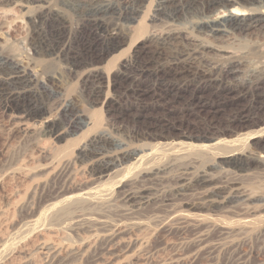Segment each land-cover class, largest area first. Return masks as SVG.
<instances>
[{"label":"rangeland","instance_id":"1","mask_svg":"<svg viewBox=\"0 0 264 264\" xmlns=\"http://www.w3.org/2000/svg\"><path fill=\"white\" fill-rule=\"evenodd\" d=\"M147 1L139 23L126 31L124 44L98 65L106 76L105 83L111 88L114 86L112 91L117 90L116 93L139 77L137 72L123 68L122 63L129 60L136 48L143 50V57L150 56V52L155 51V45L149 40L151 35L164 30L153 20L157 0ZM36 6L27 0H0L2 22L14 29H0V53L27 68L28 73L35 75L37 84L48 85L62 102L70 104L74 113L90 125L77 134L60 139L46 134L58 118L57 110L22 124L0 106V264H47L45 249L49 247L61 249V257L69 255L67 261L70 264H264V162L253 157L264 156V125L241 127L240 123L248 117L239 120L240 123L233 118L236 109L243 107L246 101L237 106L231 104L232 98L216 102L205 96L204 104L193 109L186 106L184 97L165 107L151 96L140 107L143 113L156 109L154 115L148 116V121L162 119L163 112L172 110V114H176L183 108L196 112L194 116H199L198 119L215 120L214 138L224 142L215 149L200 148V145L213 146L217 142L188 139L192 133L189 124L191 129L197 128L196 125L204 129L192 115L185 119L189 123L171 127L165 137L158 134L145 136L142 133L145 124H142L141 135L133 138L126 128L127 118L115 120L116 110L112 105L111 108L106 105V97L101 102L87 99L82 90L83 71L70 74L64 62L35 52L27 23ZM49 7L64 16L69 31L76 28L77 11L58 0L50 2ZM189 20L190 23L180 25V30L200 40L196 25L192 23L195 21ZM214 44L233 53L245 66L241 78H247L252 70L264 69V33L232 36ZM218 60L216 66L223 67L226 61ZM115 106L128 113L136 112L137 108L127 99ZM100 132L110 135L113 151L129 149L149 153L160 152L163 148L167 151L164 157L150 162L153 164L147 163L151 167L145 164L142 168H130L134 161H125L122 167L114 169L115 173L111 172L112 179L106 178L108 183L97 192V180L90 175L88 164L78 157L81 149ZM227 152L243 155L246 171L224 164L219 155H227ZM197 156L195 172H210L216 182L236 184L244 195L251 196V201L213 211L200 204V190L189 191L184 198L176 199L171 190L172 180L185 172L181 164ZM170 162L179 165L169 169L163 181H155V172L171 166ZM135 177L139 181L152 182L156 200L150 205L135 207L125 201L124 193ZM60 202H64L66 210L56 213L52 208ZM49 210L51 216H48Z\"/></svg>","mask_w":264,"mask_h":264},{"label":"bare ground","instance_id":"2","mask_svg":"<svg viewBox=\"0 0 264 264\" xmlns=\"http://www.w3.org/2000/svg\"><path fill=\"white\" fill-rule=\"evenodd\" d=\"M27 1L37 4L32 15L28 17L29 22L27 23L33 38L32 46L35 52L64 62L65 68L70 74H78L83 71V74L81 73L83 75L82 90L87 99L90 102H101L100 100L106 97V105L108 104L110 108L112 105L116 110L113 115L115 120L127 118L128 127L126 128H129L127 130L133 138L141 135L142 124H145L144 128L142 127V133L145 136L158 134V136L164 135L163 137H165V133L171 127L189 123V121L185 122V119L192 115L195 118L194 121L201 122L204 129L196 125L195 129L198 130L195 134L193 132L195 129L193 127L191 129L189 124L188 128L192 133L190 132L188 139L196 142H217L213 146L200 145V148L213 147L215 149L224 145L223 141L214 138L216 132L213 131V121L215 120L198 119L199 116H194L196 112L194 113L191 109L184 110L183 108L176 114H172V110L171 113L163 112L162 119L148 121V116L152 113L154 115L156 109L152 108V110L143 113L140 107L151 96L156 98L162 104L161 106H170L184 97L182 99L187 103L186 106L193 107V109L197 107L196 105L203 103L205 96L216 100V102L221 100L224 102L232 98L234 101H231V104L237 106L245 100V105L236 109V115L233 118L239 121L248 117V120L239 121L241 127L250 124L251 127L252 124H254L253 126L264 125V69L252 70L250 73L248 72L247 78H241L240 73L245 66L239 62L240 60H236L237 56L235 59L233 53L214 44V42L224 41L225 38H232V36L249 37L264 33V0H155L154 11L156 13L153 20L164 30L151 35L149 40L155 45V51L153 53L151 51L150 56L143 57V50L136 48L129 60L122 63L123 68L137 72L139 77L132 79L123 91L118 90L117 93V90L112 91L114 86L111 88V85L106 84V76L102 69L98 68V65L124 44L126 31L133 29L139 23V17L145 11L148 1L58 0L78 12V24L75 25V29L70 31L64 16L49 7L50 2L54 0ZM221 13L223 14L221 15ZM189 19L195 21L192 23L196 25L195 31L200 35V40L197 36L194 37L180 30V25ZM189 21L188 23H190ZM0 29L14 30L12 25L5 26L1 16ZM201 38L206 41L202 42ZM216 59L225 60V65L217 67ZM223 62L220 64L223 65ZM26 69L11 57L0 53V71L3 72L0 75V106L5 112L10 113L17 123L23 124L29 120L51 115L53 111L57 110L58 118L46 131V134L60 139L67 135L77 134L79 130L90 125L82 116L74 113L70 104L62 102L63 100L50 87H47L48 85L37 84L35 75H31ZM125 76L127 79V75ZM187 93L188 95H186ZM123 99L132 100L133 104L137 105L136 112L128 113V111H123L122 107L116 108L115 104L121 103ZM201 123L198 124L201 125ZM193 124L195 123L193 122ZM263 134L262 136H264ZM109 136L105 132L94 135L81 149L78 157L82 162L88 164L90 175L92 174L97 180V183L95 182L97 192H101L100 188L112 179V174L115 173L114 169L122 167L125 161H134L130 168H142L145 164L148 165L161 158L167 151L164 148L160 152L151 151L149 153L143 150L132 151L129 149L122 152H117L119 151L117 149V151H113ZM258 155L253 157L264 162V156ZM219 156L224 159V164L231 168L234 167L242 171L247 169L246 159L242 158L243 155H241L242 157L235 153L229 155L227 152V155L225 153L223 156ZM180 157L181 155L178 158ZM249 157L254 160L251 155ZM198 159V156L190 158L187 163L181 164L184 166L185 172L183 171L175 180H172L171 190L173 189V196L176 199L177 197L184 198L189 191L200 190L202 192L200 204H203L205 208H212L213 211L237 207L251 201V196L244 195L236 184L216 182L210 172L209 174L204 171L195 172V167H198L196 166ZM247 161L249 160L247 159ZM167 165L169 164L167 163ZM174 165L175 162L171 166L164 165L166 168L158 169L154 174L155 181L158 183L163 181L164 175L168 174L167 171L174 168ZM106 178H109L108 181H105ZM130 181L129 189L124 193L126 202L135 207H144L156 200L152 182L139 181L138 177ZM262 200L264 207L263 197ZM54 208L56 213H60L66 210V205L64 202H60L52 209L54 210ZM50 212L51 210H49L48 216L49 214L51 216ZM45 250L47 264H70V261H67L69 255L61 257V249L49 247Z\"/></svg>","mask_w":264,"mask_h":264}]
</instances>
